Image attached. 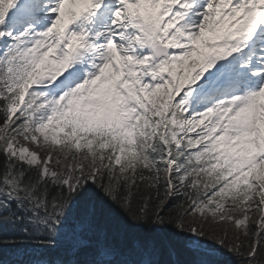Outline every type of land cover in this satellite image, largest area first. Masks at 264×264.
<instances>
[{"label": "snow or ice", "instance_id": "obj_1", "mask_svg": "<svg viewBox=\"0 0 264 264\" xmlns=\"http://www.w3.org/2000/svg\"><path fill=\"white\" fill-rule=\"evenodd\" d=\"M0 264H264V0H0Z\"/></svg>", "mask_w": 264, "mask_h": 264}, {"label": "trees", "instance_id": "obj_2", "mask_svg": "<svg viewBox=\"0 0 264 264\" xmlns=\"http://www.w3.org/2000/svg\"><path fill=\"white\" fill-rule=\"evenodd\" d=\"M178 258H179V259H183L184 257H183V256H179Z\"/></svg>", "mask_w": 264, "mask_h": 264}]
</instances>
